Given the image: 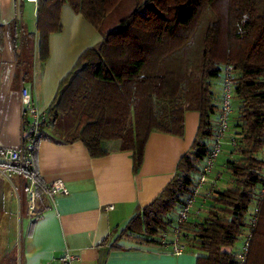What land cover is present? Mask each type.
I'll return each mask as SVG.
<instances>
[{"label":"trees","instance_id":"16d2710c","mask_svg":"<svg viewBox=\"0 0 264 264\" xmlns=\"http://www.w3.org/2000/svg\"><path fill=\"white\" fill-rule=\"evenodd\" d=\"M66 4L103 41L87 50L62 81L44 130L57 129L61 120L79 111L74 130H60L65 141H82L93 158L108 154L105 143L120 141L122 151L133 152L137 172L152 133L182 136L185 112H200L197 138L175 177L121 234L156 245L166 242L171 248V239L164 238L178 229V214L193 195L194 174L209 155L220 106L216 83L229 68L238 74L232 81L240 113L233 148L237 157L227 164L232 185L214 191L205 215L197 208L192 212L180 238L187 250L197 252V264H264V196L246 262L236 259L254 195L264 189V0H39L42 62L49 58L50 35L62 31ZM122 6L129 10L122 28L108 31L109 18ZM33 41L34 34L23 35L28 48ZM10 164L17 171H31L25 161ZM39 181L38 204L46 196Z\"/></svg>","mask_w":264,"mask_h":264},{"label":"crops","instance_id":"0c3cea01","mask_svg":"<svg viewBox=\"0 0 264 264\" xmlns=\"http://www.w3.org/2000/svg\"><path fill=\"white\" fill-rule=\"evenodd\" d=\"M37 12L38 4L26 0H0V29L4 31L0 39V152L23 147L22 88L30 90L41 111H48L79 58L103 41L102 34L66 4L61 9L62 31L50 35L49 58L42 62ZM24 34H34L30 51L23 43ZM221 88L220 79L216 83L219 105ZM236 103L223 153L194 208L202 216L212 204L214 191L232 185L227 164L237 157L231 145L234 134L240 132L235 127ZM217 120L218 110L214 131ZM199 125L200 112L188 110L182 136L152 133L137 172L133 152L122 151L120 141L105 143L108 154L93 158L82 141L66 142L60 126H46L36 151V171L45 186L63 180L69 195L51 199L46 194L39 201L37 219V214L29 212L28 177L0 159V229L9 227L16 238L19 225L29 221L26 233L22 230L19 264H54L67 251L80 264H197L196 251L189 249L177 256L169 248L121 233L173 180L197 138ZM204 165L194 174V185Z\"/></svg>","mask_w":264,"mask_h":264},{"label":"built area","instance_id":"2783aa9c","mask_svg":"<svg viewBox=\"0 0 264 264\" xmlns=\"http://www.w3.org/2000/svg\"><path fill=\"white\" fill-rule=\"evenodd\" d=\"M28 3L38 4L39 0H26ZM235 73L226 68L223 72V77L221 80L222 96L221 103L218 108V120L217 127L215 130V135L212 140L208 143L210 151L209 155L205 160V165L202 168L201 175L198 178L193 195L186 201L184 207L180 210L178 214V229L174 231L170 238H164V240L170 241L171 239V252L174 255L180 256L187 251V246L181 241V226L185 224L198 201V197L201 194V189L207 185L209 178L213 173L218 159L223 153L224 140L226 139L228 133L230 132L231 117L234 112V86H233V75ZM21 103H22V116H23V147L20 150H5L0 152V159L8 163H21L26 162L27 167L31 171L20 170L21 174L28 177L30 181V187L28 191L29 198V212L31 215H36L38 211V197L37 189L42 187L39 181L38 173L36 171L35 162L33 159V153L36 150V146L40 136L43 133L44 126L49 123L51 119L48 116L47 111H41L33 100V96L29 89L22 88L21 90ZM235 136L231 141V145L234 148L236 146ZM26 154V156H24ZM45 193L54 199L60 195H69V191L63 180H57L49 186L43 187ZM264 196V189L261 188L257 190L254 195V205L252 206V213L248 217V226L243 236L241 237V246L236 249V259L245 263L247 256L249 254L251 241L253 237V231L258 223V215L260 213V205L262 198ZM108 209H113L110 206ZM160 249H168L169 246L166 242L157 244ZM54 264H80V259L73 253L67 251L61 259H59Z\"/></svg>","mask_w":264,"mask_h":264},{"label":"rangeland","instance_id":"374dc122","mask_svg":"<svg viewBox=\"0 0 264 264\" xmlns=\"http://www.w3.org/2000/svg\"><path fill=\"white\" fill-rule=\"evenodd\" d=\"M129 10L126 9L125 6L119 7L113 15L109 18V25L107 26L108 31H117L122 28V21L126 18L128 15ZM98 47V46H97ZM235 75L238 76V74L235 72ZM236 81V80H235ZM236 99V98H235ZM236 103V100H235ZM237 108L239 107V103L237 101ZM235 110V106H234ZM235 112V111H234ZM233 112V113H234ZM79 111H76L71 116H68L67 118L61 120L59 122L60 129L65 130L67 132H70L74 130L76 121L79 119ZM239 108L237 115H239ZM237 115L235 117V122H237ZM232 120V117H231ZM235 136V134H234ZM237 136V135H236ZM260 158L264 159V149L262 153L260 154ZM205 162L201 163L203 165ZM227 183V181H224ZM208 197V196H207ZM9 210V209H7ZM6 210V211H7ZM1 212L0 211V218H1ZM29 227V221L26 219L24 222V225H19L16 238L14 237L13 231L9 227H2V230L0 229V264H19L18 256H19V248H20V240L22 236V230L24 228V231L26 233L27 229ZM242 242H238L236 245V248L240 247Z\"/></svg>","mask_w":264,"mask_h":264}]
</instances>
